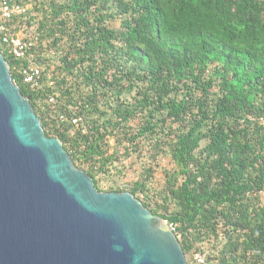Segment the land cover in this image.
<instances>
[{"label":"trees","instance_id":"obj_1","mask_svg":"<svg viewBox=\"0 0 264 264\" xmlns=\"http://www.w3.org/2000/svg\"><path fill=\"white\" fill-rule=\"evenodd\" d=\"M8 2L12 75L96 188L167 220L188 264H264V0Z\"/></svg>","mask_w":264,"mask_h":264},{"label":"water","instance_id":"obj_2","mask_svg":"<svg viewBox=\"0 0 264 264\" xmlns=\"http://www.w3.org/2000/svg\"><path fill=\"white\" fill-rule=\"evenodd\" d=\"M0 264H188L169 222L46 135L0 46Z\"/></svg>","mask_w":264,"mask_h":264},{"label":"built area","instance_id":"obj_3","mask_svg":"<svg viewBox=\"0 0 264 264\" xmlns=\"http://www.w3.org/2000/svg\"><path fill=\"white\" fill-rule=\"evenodd\" d=\"M22 11L20 9H17L15 6H12L8 0H1L0 1V31L4 32V40L7 41L9 36L6 33L8 26L5 23L6 20H10L12 16L17 12V11ZM12 41L14 42V53L17 56H22L24 51H23V42L20 38H13ZM40 68L39 66H32L30 72L27 74V81H33L35 77L39 74ZM198 261H203L201 256L197 255Z\"/></svg>","mask_w":264,"mask_h":264}]
</instances>
